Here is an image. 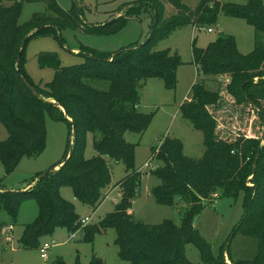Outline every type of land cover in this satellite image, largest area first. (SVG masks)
Segmentation results:
<instances>
[{
    "label": "trees",
    "instance_id": "trees-1",
    "mask_svg": "<svg viewBox=\"0 0 264 264\" xmlns=\"http://www.w3.org/2000/svg\"><path fill=\"white\" fill-rule=\"evenodd\" d=\"M32 1L38 0L16 1L0 7V121L8 132L7 140L0 143V160L6 173H11L24 156H34L45 149L46 115L68 122L71 136L74 122L75 133L69 149L72 153L69 156L68 152L61 168L36 182L41 174L37 175L31 180L35 184L28 189L0 187V216L5 210L15 220L24 200L33 197L38 203L39 215L34 222L26 224L20 238L21 247L38 248L41 238L52 235L58 227L69 231L81 227L75 206L60 194L62 185H70L75 196L94 210L106 199L110 189L119 185L122 196L114 210L97 224L82 227L85 240L93 241L96 234L115 228L119 255L131 264H196L186 254L188 244L198 248L206 264H229L224 253L219 257L213 254L210 243L195 228L194 221L214 198L237 199L243 194L245 213L235 234L260 240V254L249 264H264V143L243 135L233 138L220 135L218 121L210 109L223 100L247 104L258 109L264 123V41L258 38L251 54L241 53L233 36H222L206 48L193 49L194 61L201 72L222 84L216 92L208 90L204 81L194 84L191 96L181 105L182 115L204 133L205 154L201 158L188 157L179 138L167 137L153 148V158L159 165L151 172L159 180L152 188V195L159 204L181 206L180 224L165 220L150 225L135 220L130 209L144 174L135 167L137 144L126 139L128 132H145L151 122L152 115L138 109L144 80L161 78L167 88H174L178 81L179 55L154 49L156 40L190 23L210 25L221 12L245 18L258 34L264 35V0H246L244 4L200 0L195 9L184 0H131L127 17L120 16L91 29L120 30L131 14L145 8L154 15L148 40L110 55L83 49L79 53L84 61L72 66H62L54 53L41 55V66L56 70L47 85L35 84L28 75L26 46L37 36L58 37L57 30L78 27V17L63 10L57 0H46L52 15H36L30 22L19 25L23 3ZM166 2L177 10V15L170 19L165 18ZM42 25L49 26L36 31ZM25 37L29 38L17 65V54ZM99 82L108 83V87L99 88L95 84ZM52 101L62 106L73 122ZM89 133L95 134L94 148L98 152L92 159L85 156ZM107 158L123 162L129 172L118 184L112 183ZM251 176L253 185L248 184ZM229 257L232 264H241L231 254ZM53 264L66 262L59 259ZM89 264L104 263L94 259Z\"/></svg>",
    "mask_w": 264,
    "mask_h": 264
},
{
    "label": "rangeland",
    "instance_id": "rangeland-1",
    "mask_svg": "<svg viewBox=\"0 0 264 264\" xmlns=\"http://www.w3.org/2000/svg\"><path fill=\"white\" fill-rule=\"evenodd\" d=\"M16 1L0 0V7ZM131 0H57L59 6L66 12L78 17V27H68L57 30L58 37L40 35L29 40L26 46L25 69L35 84L47 85L52 82L56 70L52 67H42L39 61L41 55L54 53L60 59L62 66H72L84 61L79 53L83 49L101 55H110L128 49L134 44H142L148 40L152 32L154 15L142 8L131 14L126 25L120 30L107 28L103 31H93L94 26L106 23L120 16L127 17L128 4ZM226 3L244 4L246 0H220ZM200 0H184L189 7L195 9ZM46 0L24 2L18 19L19 25L30 22L36 15H52ZM177 15V10L166 2L165 18ZM213 28V32H208ZM222 36H233L238 49L243 54H251L256 47L258 38L264 41V35L258 34L254 25L249 24L241 16L224 12L218 14L214 23L198 25L190 23L172 31L163 39H157L154 49L169 50L178 54L181 64L177 72V84L167 88L163 79L152 77L144 80L140 89L139 110L151 114V122L142 134H126V139L137 144L135 150V167L143 174H150L159 162L153 158V148L160 145L163 139L179 138L183 142L184 154L191 158H201L205 154V137L203 131L196 130L181 112V105L191 96L194 84L201 81L210 91H219L222 84L212 76L204 75L194 61L193 49L206 48ZM99 88L106 89L108 83H95ZM218 121L220 135L233 138L243 135L247 138L263 139L264 123L258 109L247 104H231L226 100L217 107L210 108ZM47 141L45 149L34 156H24L17 167L9 174L0 160V187L22 188L37 175L62 163L69 152L71 128L66 121L46 115ZM98 136V133L96 134ZM8 138V132L0 121V143ZM95 134L89 133L86 140L85 156L92 159L98 155L94 148ZM263 142V141H262ZM111 171L112 183L118 184L128 174L123 162L107 158ZM147 162L150 166H147ZM154 165V167H152ZM141 168V169H139ZM252 176L248 184L251 182ZM159 183L154 175L143 177L138 196L130 209L138 222L157 225L165 220L176 224L182 221L183 209L180 205L167 206L156 202L152 188ZM61 196L71 202L81 221L90 217L88 224H97L100 219L113 211L120 201L121 188L116 187L111 195L96 209L78 199L70 185L60 187ZM245 213L244 195L235 199L229 196H218L206 203L203 211L196 216L195 228L210 243L216 257L224 253L226 261L232 264L230 254L235 261L249 264L260 254V240L235 234V229L242 221ZM39 215V206L35 198L24 200L20 206L17 218L5 210L0 216V264H53L63 259L66 264H89L94 259L104 264H131L119 255L116 243L117 231L109 228L96 234L93 241L85 240L84 229L79 227L69 231L66 227H58L52 235L43 236L40 246L49 243L51 248L48 258L44 259L38 248L24 249L20 238L26 224L34 222ZM13 225L11 232L6 227ZM76 233L74 238L71 234ZM224 250V251H223ZM188 258L196 264H206L201 260L200 252L194 244L186 246Z\"/></svg>",
    "mask_w": 264,
    "mask_h": 264
},
{
    "label": "water",
    "instance_id": "water-1",
    "mask_svg": "<svg viewBox=\"0 0 264 264\" xmlns=\"http://www.w3.org/2000/svg\"><path fill=\"white\" fill-rule=\"evenodd\" d=\"M46 26H49V25H42V26L38 27V28L36 29V31H38V30H40L41 28L46 27ZM28 38H29V37H25V38L22 40L21 44H20L19 51H18V54H17V59H16V61H17V65L20 63L22 50H23V48H24V46H25V44H26ZM21 78H22L23 82L27 85V87H28V88H29V89H30V90H31L36 96L41 97V94L38 92V90H37L35 87H33V86H32V85H31V84H30V83H29L24 77H21ZM52 103L58 105V106L64 111V114H65L66 118H68L70 121L73 122V120H72L71 118H69L68 113L66 112V110H65L62 106H60L56 101H52ZM74 133H75V124H74V122H73V132H72V136H71V146L73 145V137H74ZM262 141H263V143H264V135H263V139H262ZM71 153H72V149H71L70 152H69V156L71 155ZM69 156H68V157H69ZM258 158H259V153L257 154L256 159H255V167H256V164H257ZM63 164H64V163H62V164L59 165V166L53 167V168H51L50 170L44 172L43 174H41V175L37 178L36 182L39 181L40 179H42L43 177H45L49 172L61 168V167L63 166ZM225 256H226V255H225Z\"/></svg>",
    "mask_w": 264,
    "mask_h": 264
},
{
    "label": "built area",
    "instance_id": "built-area-1",
    "mask_svg": "<svg viewBox=\"0 0 264 264\" xmlns=\"http://www.w3.org/2000/svg\"><path fill=\"white\" fill-rule=\"evenodd\" d=\"M213 30H214L213 28H209L208 32H213ZM147 166H150V163H147ZM152 167H154V165ZM155 167L157 168L158 166H155ZM89 221H90V217H86L85 219H83L81 221V223H82L81 227H84L85 225H87ZM12 230H13L12 225L6 227L7 232H10ZM75 236H76V233L71 234V238H74ZM50 248H51V245L49 243H45V244L40 246V254H41L42 258H44V259L48 258V252H49Z\"/></svg>",
    "mask_w": 264,
    "mask_h": 264
},
{
    "label": "crops",
    "instance_id": "crops-1",
    "mask_svg": "<svg viewBox=\"0 0 264 264\" xmlns=\"http://www.w3.org/2000/svg\"><path fill=\"white\" fill-rule=\"evenodd\" d=\"M139 107H140V106H138V109H139ZM147 163H148V162H147ZM139 169H141V168H139ZM141 171H142V170H141ZM142 173H143V171H142ZM148 175H152V174H151V173H150V174H149V173H148V174L146 173V174H144V177L147 178ZM30 183H31V182L27 183L25 186H22V188H6V189L3 188V189H5V190L28 189V188L32 187V186L35 184V183H31V184H30ZM113 185H114V184H113ZM118 186H119V185H117V186H115V187H113V188L110 189V191H109V193H108L106 199L111 195V193L114 191V189H115L116 187H118ZM120 195L122 196V192H121ZM121 196H120V198H121ZM106 199H105V200H106ZM105 200H104V201H105ZM104 201H103V202H104ZM103 202H102V203H103ZM117 203H118V202H117ZM9 226H10V225H9ZM12 226H13V225H12ZM13 227H14V226H13ZM10 232H11V231H10Z\"/></svg>",
    "mask_w": 264,
    "mask_h": 264
}]
</instances>
